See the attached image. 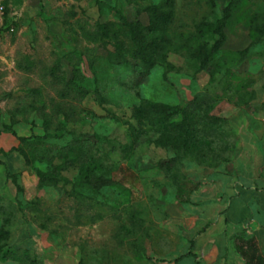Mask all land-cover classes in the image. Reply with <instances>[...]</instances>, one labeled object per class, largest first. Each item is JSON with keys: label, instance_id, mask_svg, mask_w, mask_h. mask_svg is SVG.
I'll list each match as a JSON object with an SVG mask.
<instances>
[{"label": "rangeland", "instance_id": "rangeland-1", "mask_svg": "<svg viewBox=\"0 0 264 264\" xmlns=\"http://www.w3.org/2000/svg\"><path fill=\"white\" fill-rule=\"evenodd\" d=\"M99 1L100 6L96 0H6L7 23L13 31H4L0 36V103L4 104L2 114L9 123L6 111L26 101L28 89H39L38 104L40 97L49 100L58 88L48 75L49 69L59 62L57 76L69 79L71 67L66 57L74 51L80 55L79 68L85 77L80 85L90 92L81 103V119L66 124L63 130H51L50 138L31 139L24 147L32 165L45 170L48 163L38 160L45 152L72 138H97V163L101 173L115 185L95 193L77 185V171L69 170L63 173L68 183L58 188L38 189L37 184L28 188L20 211L28 231L50 230L58 245L68 242L72 252H82L84 264H130L138 252L154 255L165 249L161 241L168 232L163 225L167 220L165 205L173 202L175 194L173 185L157 168L158 162L174 155L166 144L167 133L164 129L156 133L148 124H138L134 110L141 100L182 108L195 95L207 92L216 100L213 113L222 115L226 102L240 106L254 99V94L264 98V43L250 46L254 20L264 23V0H238L225 28L226 41L212 62L211 75L206 71L195 73L184 51H170L168 65L158 64L136 88L131 69L109 61L111 46L100 47L89 30L95 22L113 23L119 40L131 48L115 11L147 25V17L140 11L163 0ZM173 1L174 21L169 35L174 39L194 37V25L220 16L229 2L219 0L210 8L207 0ZM24 111L17 116L20 118ZM179 119L177 116L173 120ZM16 124H22L21 133L26 137L43 135L41 120L35 113H28V121L19 119ZM132 126L138 139L129 149ZM236 143L232 129V145L223 159L232 158ZM192 168L210 167L198 166L189 159L183 161V184L187 188L196 184ZM22 170L29 177L34 175L25 166Z\"/></svg>", "mask_w": 264, "mask_h": 264}, {"label": "trees", "instance_id": "trees-1", "mask_svg": "<svg viewBox=\"0 0 264 264\" xmlns=\"http://www.w3.org/2000/svg\"><path fill=\"white\" fill-rule=\"evenodd\" d=\"M130 2H141L143 0H128ZM219 0H207V5L214 8ZM238 0H229L223 8L220 16L211 19H204L194 25V37H182L177 39L169 35V27L174 21V1L163 0L160 4H149L142 8L141 13L147 17V25H143L138 20H130L123 16L121 12L115 11L121 28L125 29V34L131 42L132 47L127 48L125 43L119 40L118 33L113 29V23L95 22L90 27L89 33L93 36L98 45L102 48L111 46L108 52L109 61L117 66L130 68L134 73L135 81L133 88H136L151 73V70L160 63L168 65L166 58L170 51H184L185 58L188 59L195 73L206 71L212 74L214 66L212 62L218 54L225 41V28L229 24L232 13ZM97 5H101L96 0ZM6 14V13H5ZM252 42L250 46L264 43V23L252 24ZM75 51L66 57L68 65L71 67V77L67 79L64 75L57 76L60 63L54 64L48 71L58 88L55 95L49 100H43L38 104L40 96L39 89L30 88L26 94L27 100L17 103L6 111L9 117V125L4 127L12 136L16 137L19 144L10 152L0 154L4 157L10 153H17L23 160L24 166L30 169L37 178V188L45 187L58 188L63 183H68L63 173L69 170H76L75 181L77 185L86 187L95 193L106 187L115 185V182L101 173V166L96 160V150L98 146L97 138H72L60 147H54L45 152L44 156L38 158L45 160L48 166L45 170L35 168L24 145L31 139L42 140L51 137L50 131L63 130L66 124L78 122L83 114L81 103L90 93L84 89L80 83L85 81L79 66L81 64L80 55ZM76 57V59H74ZM133 61V63L130 62ZM97 95V92H93ZM139 97L138 91L134 92ZM216 107V100L207 92L195 95L182 108H171L163 103L141 100L134 110V119L138 124H148L154 132L163 129L167 133L166 144L173 151L174 155L164 161L157 163V168L163 172L165 179L170 181L175 189L176 200L181 201L185 193L183 184L182 163L186 159L194 162L198 166L217 168L227 165L230 160L223 159L224 152L231 147L232 128L227 119L213 113ZM23 114L17 116L19 111ZM35 113L41 120L42 136L31 134L27 137H19L12 130V126L19 119L28 121V113ZM180 116L178 121L173 119ZM132 149L137 143L138 136L135 127H131ZM17 192L21 188L15 176H10ZM10 232L4 221L0 227V260L6 259L11 253L21 252L22 259L27 264H38L32 258L28 250H14L7 246ZM236 250L250 264L256 260L257 264H264V260L257 254L256 246L252 239L243 237L237 238ZM143 252L136 253V259L144 257ZM78 264H84L82 260Z\"/></svg>", "mask_w": 264, "mask_h": 264}, {"label": "crops", "instance_id": "crops-1", "mask_svg": "<svg viewBox=\"0 0 264 264\" xmlns=\"http://www.w3.org/2000/svg\"><path fill=\"white\" fill-rule=\"evenodd\" d=\"M3 105L1 102L0 124L9 125L6 114H2ZM262 110L264 98L254 94V99L240 106L226 102L222 115L215 114L228 119L236 135L234 155L221 167L191 169L196 184L185 187L181 201L174 194L173 202L165 205L167 220L163 225L168 232L161 238L165 249L154 255L143 252L144 257L130 264H246L236 250L239 237L252 239L264 260ZM12 130L24 136L22 124L13 125ZM18 144L16 137L0 127V152L8 153ZM23 166L17 153L0 154V227L4 221L8 226L7 246L28 250L38 264H78L82 252H72L68 242L58 245L50 230H27L20 209L27 189L36 186L37 178L22 172ZM10 176L18 178L22 192H17ZM20 253H11L0 264H27ZM256 262L254 259L250 264Z\"/></svg>", "mask_w": 264, "mask_h": 264}, {"label": "built area", "instance_id": "built-area-1", "mask_svg": "<svg viewBox=\"0 0 264 264\" xmlns=\"http://www.w3.org/2000/svg\"><path fill=\"white\" fill-rule=\"evenodd\" d=\"M6 0H0V36L4 31L12 32L13 29L10 24L7 23L6 17ZM264 122V119H263Z\"/></svg>", "mask_w": 264, "mask_h": 264}]
</instances>
